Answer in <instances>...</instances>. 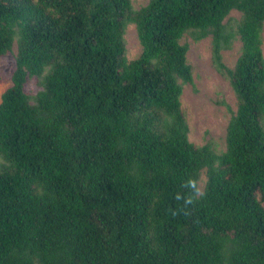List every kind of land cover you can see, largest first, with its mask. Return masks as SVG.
Returning a JSON list of instances; mask_svg holds the SVG:
<instances>
[{
    "label": "trees",
    "instance_id": "obj_1",
    "mask_svg": "<svg viewBox=\"0 0 264 264\" xmlns=\"http://www.w3.org/2000/svg\"><path fill=\"white\" fill-rule=\"evenodd\" d=\"M263 31L264 0H0V56L17 45L0 101V264H264ZM186 34L211 36L237 98L224 149L189 139ZM203 176L185 207L177 193Z\"/></svg>",
    "mask_w": 264,
    "mask_h": 264
},
{
    "label": "rangeland",
    "instance_id": "obj_2",
    "mask_svg": "<svg viewBox=\"0 0 264 264\" xmlns=\"http://www.w3.org/2000/svg\"><path fill=\"white\" fill-rule=\"evenodd\" d=\"M148 0H132L135 8L146 4ZM241 12L232 10L229 17L240 18ZM227 17V19L229 18ZM127 56L136 57L142 50L136 25L131 23L126 28ZM264 39V31H263ZM181 42L189 44L188 62L193 66V83L184 85L182 106L187 111L189 123V139L197 144L207 142L224 149L226 130L232 113L237 108V98L228 79L223 77L214 67L212 61L211 36L196 42L186 34ZM14 52L0 56V101L2 93L12 84V73L15 69ZM242 41L234 40L231 49L224 50L223 60L231 68L240 55ZM264 47V44H263ZM41 87L35 77L30 78L25 85L26 92L33 95ZM231 109V110H230ZM205 176L199 182L203 188Z\"/></svg>",
    "mask_w": 264,
    "mask_h": 264
},
{
    "label": "clouds",
    "instance_id": "obj_3",
    "mask_svg": "<svg viewBox=\"0 0 264 264\" xmlns=\"http://www.w3.org/2000/svg\"><path fill=\"white\" fill-rule=\"evenodd\" d=\"M185 188L189 190L187 194H180L177 193L176 199L177 200H182L183 205L186 207L188 205L193 204L198 198L203 196V189L201 186H199L198 182L194 178H189L184 182L183 185Z\"/></svg>",
    "mask_w": 264,
    "mask_h": 264
}]
</instances>
